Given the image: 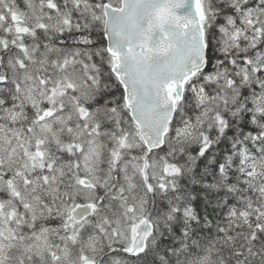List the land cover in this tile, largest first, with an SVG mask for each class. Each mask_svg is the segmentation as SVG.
Segmentation results:
<instances>
[{
    "label": "snow or ice",
    "instance_id": "6c2138e0",
    "mask_svg": "<svg viewBox=\"0 0 264 264\" xmlns=\"http://www.w3.org/2000/svg\"><path fill=\"white\" fill-rule=\"evenodd\" d=\"M0 264H264V0H0Z\"/></svg>",
    "mask_w": 264,
    "mask_h": 264
}]
</instances>
